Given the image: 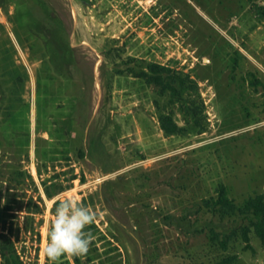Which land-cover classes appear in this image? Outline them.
<instances>
[{"label": "rangeland", "instance_id": "rangeland-1", "mask_svg": "<svg viewBox=\"0 0 264 264\" xmlns=\"http://www.w3.org/2000/svg\"><path fill=\"white\" fill-rule=\"evenodd\" d=\"M37 23L74 51L59 101ZM149 63L197 84L182 93L196 121L132 75ZM162 115L182 131L165 135ZM53 118L70 160L36 132ZM43 181L65 190L48 199ZM219 185L237 206L264 197V0H0V231L22 264L47 263L62 197L97 215L81 264H264L247 219L204 208Z\"/></svg>", "mask_w": 264, "mask_h": 264}, {"label": "trees", "instance_id": "trees-1", "mask_svg": "<svg viewBox=\"0 0 264 264\" xmlns=\"http://www.w3.org/2000/svg\"><path fill=\"white\" fill-rule=\"evenodd\" d=\"M35 33L42 41V45L44 48V58L43 61L48 64V66L53 68V73L56 74L59 78L63 80L62 85L59 87L60 92L55 97L63 96L67 86L71 81V71L70 67L73 65V49L70 48L68 43H63L64 36H59L55 31H51L45 26H40L39 23L34 24ZM136 72H132V75L135 77H139L143 79V81L147 85L155 86L159 94L164 96L168 94L169 103H179L180 106L184 107L189 115H191L192 119L195 121L196 119V107L194 105L193 100L190 98H183L182 93L185 90L193 91L197 88V84L190 78L188 75L180 76L178 73L174 72V70H169L164 66H160L158 64L149 63L146 67H137ZM132 71V70H130ZM52 79V78H49ZM38 88H37V100L39 99L40 93V81L37 79ZM62 95V96H61ZM64 103L57 102V109L62 108ZM37 118L38 113H41L39 100L37 102ZM29 112V106H28ZM54 117V116H53ZM52 124L50 127H40V122L37 121L36 124V132H43V134H48L51 138V143H53V147L56 148V144L61 148L58 152L56 150L53 151L55 154L64 155L65 160H70L67 152V144L63 140H60L62 135V131L64 128L58 125L56 118L52 119V122L48 121V124ZM198 123V122H197ZM68 129V128H67ZM160 129L165 133V135H173L176 133H180L182 129H180L168 115L160 116ZM69 130V129H68ZM68 132L66 131L65 134ZM27 138H29V128L27 132ZM43 139V138H42ZM46 141V140H45ZM51 152V154L53 153ZM49 153V152H48ZM81 156V152L79 153ZM51 160V157H49ZM37 173L40 176V170L37 168ZM30 179L31 176H29ZM33 181V180H32ZM33 183V182H32ZM43 192L48 199H52L57 194L63 192L64 188H56V184H53L49 190V187L46 186L45 182H42ZM59 200L53 202L52 213L55 214V206ZM204 208L208 209L213 214H218L221 217L225 216H233L235 214L241 215L243 218L247 219L250 224V227L253 233L260 239L261 243L264 245V197L262 195H258L253 198H249L245 200L240 206H237L232 199L228 196V191L225 185H219L216 189V197L210 198L208 200H204L203 202ZM37 208V207H36ZM38 209V208H37ZM249 228H243L241 232V238L243 243L245 244V249L250 250V240H249ZM212 239H217V234L214 231H211ZM48 240V238H47ZM219 245L222 250H227V236L225 239H222L219 242ZM0 264H22L14 243L11 239L0 231ZM46 264H54V262L50 261L46 258ZM235 261V257H227L223 259L221 262L217 264H233ZM55 264H81L80 260L73 256L72 261L67 259L65 255L61 256L60 259L55 262Z\"/></svg>", "mask_w": 264, "mask_h": 264}, {"label": "clouds", "instance_id": "clouds-1", "mask_svg": "<svg viewBox=\"0 0 264 264\" xmlns=\"http://www.w3.org/2000/svg\"><path fill=\"white\" fill-rule=\"evenodd\" d=\"M96 221L97 215L92 209L74 198H60L43 249L45 256L55 264L63 255H86L94 236L85 229Z\"/></svg>", "mask_w": 264, "mask_h": 264}, {"label": "crops", "instance_id": "crops-1", "mask_svg": "<svg viewBox=\"0 0 264 264\" xmlns=\"http://www.w3.org/2000/svg\"><path fill=\"white\" fill-rule=\"evenodd\" d=\"M29 106V105H28ZM29 111H30V106H29Z\"/></svg>", "mask_w": 264, "mask_h": 264}, {"label": "bare ground", "instance_id": "bare-ground-1", "mask_svg": "<svg viewBox=\"0 0 264 264\" xmlns=\"http://www.w3.org/2000/svg\"><path fill=\"white\" fill-rule=\"evenodd\" d=\"M35 173V172H34Z\"/></svg>", "mask_w": 264, "mask_h": 264}]
</instances>
